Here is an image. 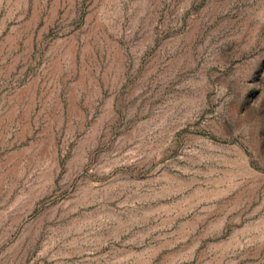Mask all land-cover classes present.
<instances>
[{"label":"rangeland","instance_id":"374dc122","mask_svg":"<svg viewBox=\"0 0 264 264\" xmlns=\"http://www.w3.org/2000/svg\"><path fill=\"white\" fill-rule=\"evenodd\" d=\"M0 264H264V0H0Z\"/></svg>","mask_w":264,"mask_h":264}]
</instances>
